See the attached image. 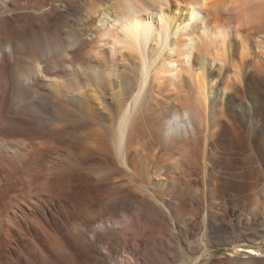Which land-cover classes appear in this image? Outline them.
<instances>
[{"label":"bare ground","instance_id":"6f19581e","mask_svg":"<svg viewBox=\"0 0 264 264\" xmlns=\"http://www.w3.org/2000/svg\"><path fill=\"white\" fill-rule=\"evenodd\" d=\"M263 151L264 0H0V264H85L119 224L142 264L178 234L143 218L165 204L148 167L208 175Z\"/></svg>","mask_w":264,"mask_h":264},{"label":"rangeland","instance_id":"374dc122","mask_svg":"<svg viewBox=\"0 0 264 264\" xmlns=\"http://www.w3.org/2000/svg\"><path fill=\"white\" fill-rule=\"evenodd\" d=\"M84 62L86 64H90L89 65L90 67H92V66L94 67V65L92 63H90L91 61H88V62L84 61ZM259 157H261V159H260L261 162H260V164H257L258 167H235L236 169H234L233 167H224L223 169H221L222 171H220L218 169L216 170L214 168L211 169V167H208V175H205L206 173H203L202 171H200L197 168H195V170H197L196 172H195V170H193L194 168H191V171L190 170L189 171L191 173L192 172H194V173H192L190 175H189V173H187V175H188L187 176V175H185V173L184 174L182 173L183 168L180 170V172H176L177 169H173L172 167H165L164 166L165 164H161L159 166V164L155 165V163H154V165H152V167H148V173L147 174L149 176L151 175L150 176L151 184H147L146 179L142 182L145 185L147 184L146 186L148 187V190H151L150 192H148V193H150L151 197L154 194H155L154 196L157 195L156 198H153L154 196L152 197L153 198L152 201L154 199H157L154 202H158V201L161 203L165 202L166 205L163 203L164 207H163V209L161 211L162 213H161L158 210L155 211L156 209L154 208V206H149V205H151V203H149V204L144 203L145 207H147V208L144 212L145 216H143V218L145 217L144 219L146 220V222H148L149 229L154 230L155 228L157 229V227H158V229H160V228L162 229V227H163V232L177 231L178 234H180L182 236H180V235L178 236V234H177V239H173L174 242H173V240H171V241L162 240L163 242H161L158 239H157L158 241L149 240V242H146L147 245L146 244H144L145 246L143 244L141 245L139 252L132 254L133 258L135 257L134 259L138 260L143 255L142 256L143 259L142 258L139 259L142 264H158V263L159 264L160 263L161 264H195L196 258L198 256V253H196L197 250L198 251H200L201 249L203 250V246L206 245L205 248H207L208 253L204 254L201 257L200 264H203L205 262H207V264H244L246 261H248L250 259H252L253 264H264V253H262L264 251V153L260 152ZM261 163L263 165H261ZM155 169H156V171H155ZM177 171H179V170H177ZM198 171H200L202 175ZM154 173H155V175H157V174L162 175V180L165 181V185L163 187H159L155 184V182L153 180V178L155 177ZM181 173L185 176L181 175V176H183V177H181L180 176ZM216 174H217V176H216ZM220 175H222V176H220ZM166 176H167V178H166ZM194 176H195V178H193ZM205 176H206V178H205ZM163 177H165V178H163ZM170 177H172L175 180L177 178H179V180L177 179L176 182L178 183L180 181L182 183V184L178 183V186H176V188L177 187L178 188L177 189L175 188L174 191L172 189L171 182H169V179H168ZM184 178L186 180L193 178L194 180L190 179V180H192L191 185H193L192 190L196 189L198 187L199 188V189L197 188L198 192H201V193L203 192L206 196L205 205L201 204L203 206H201L200 204H198L195 201L197 203V205H195V206H196V208H198L195 210V213H196V211H198V213H196L194 217L189 216V215L186 216V214H184L185 209H186L185 208L186 207L185 202H184L185 193H183V191L185 192L184 186H183V182L185 180ZM201 178H203L202 180L205 182L208 180L209 183H208V181L206 183L203 182L201 180ZM195 179H196V181H195ZM139 180H137L138 183L143 186L144 184L140 183L141 180L140 181ZM220 181H221V183H220ZM199 183H202V185H204V186H202ZM145 185H144V187H146ZM200 185L202 186L201 189H200ZM206 186H207V189H206ZM203 187H205L204 188L205 190L202 189ZM152 189H154V191H156V193L154 191H152ZM197 190L192 191V194L193 195H199V193L196 194ZM199 190H202V191H199ZM213 191L214 192L216 191V192L214 193ZM205 192H207V193H205ZM159 193H160L161 197H159V195H158ZM175 194H177V195H175ZM211 195H212V197H210ZM213 196H214V199H213ZM180 198H182V199H180ZM130 203L135 206L134 201H131ZM217 203H219V204L217 205ZM177 207L179 210H177ZM204 207H207V208L205 209ZM165 208H166V210H165ZM167 209L170 213L167 212ZM163 210L165 213L163 212ZM178 213L179 214L181 213L182 214L181 216H183L184 218L178 219L177 218ZM169 214L172 215L173 220H171L172 218L170 217ZM227 215H229V216H227ZM163 216H165V217L163 218ZM166 217L168 220L166 219ZM169 218H171V219H169ZM119 220H121V219H119ZM119 220H117V221L119 222ZM163 220H165V221H163ZM174 220L177 221L176 224L174 223L175 226L173 225V222H175ZM164 222H165V224H164ZM160 223H161V225H160ZM194 223H196V224H194ZM151 224H155L154 227H153V225L151 226ZM170 224L173 225L174 227L171 226ZM183 224H185V229L188 228L187 230L182 228L184 226ZM169 225L171 227H173L172 229H174V230H172L171 227H168ZM116 227L120 230L122 227V224H121V226L119 224ZM116 227L114 226L112 228V230L110 228L105 233V235H107V236H105L106 238L108 236H111V237H108L109 240L111 238V241H110L111 243L109 242L108 239H107L108 241L102 240L100 242L101 244L96 245L95 248H97V249H94L93 254L89 257V259L86 255H82V257H81L82 260L84 259L83 261H85V262L87 260H89V261L92 260L91 262H93L95 264H122V262H123V264L124 263L132 264L131 263L132 261H129V258H128L129 256H131V254H129V253L133 252L132 251L133 250L132 243L130 242L131 240H128L127 242H125L122 239V237H123L122 230L119 231L118 229H116ZM164 228L167 229V231L164 230ZM149 229H148V232H150ZM117 230H118L119 234L117 233ZM186 231H187V233H186ZM151 232H154V231H151ZM108 233H109V235H108ZM151 235H154V234H151ZM128 236H130V234ZM183 236H186V237L183 238ZM105 237H103V238H105ZM114 237H116L115 240H114ZM103 241H104V243H102ZM106 241L109 243H107ZM115 242H117V243H115ZM129 242H130V244H129ZM152 242H154L155 244ZM166 242L169 245H167ZM112 243H113V245H112ZM159 243L161 244V246L159 245ZM103 244H105V245H103ZM108 245H110V246H108ZM158 245L161 248L158 247ZM99 246H101V247L99 248ZM105 246H106V248H104ZM143 246L145 248H143ZM168 248H169V250H168ZM144 249H148V251L144 250ZM96 250H98V252ZM161 250H163V251H161ZM170 250H172L173 252H170ZM202 250L200 252H202ZM193 251H194V253H193ZM110 252H111V254H110ZM179 252H180V254H179ZM95 253H98V256H96ZM108 254H109V256H108ZM171 255H172V259H173V257H175L174 260H171V258H170ZM166 258L168 260H166ZM125 259H127L128 261H126ZM145 260H147V261H145ZM159 260H161V261H159ZM88 262H86V263L87 264H93L91 262H89V263ZM97 262H99V263H97Z\"/></svg>","mask_w":264,"mask_h":264}]
</instances>
